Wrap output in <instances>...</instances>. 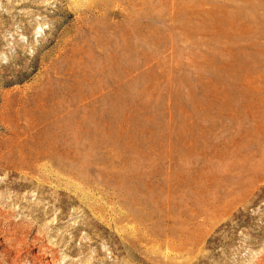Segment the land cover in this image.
Returning a JSON list of instances; mask_svg holds the SVG:
<instances>
[{"label": "rangeland", "instance_id": "1", "mask_svg": "<svg viewBox=\"0 0 264 264\" xmlns=\"http://www.w3.org/2000/svg\"><path fill=\"white\" fill-rule=\"evenodd\" d=\"M0 264H264V0H0Z\"/></svg>", "mask_w": 264, "mask_h": 264}]
</instances>
